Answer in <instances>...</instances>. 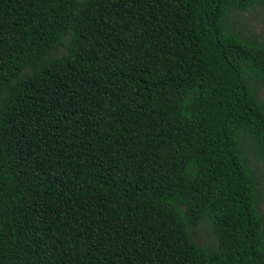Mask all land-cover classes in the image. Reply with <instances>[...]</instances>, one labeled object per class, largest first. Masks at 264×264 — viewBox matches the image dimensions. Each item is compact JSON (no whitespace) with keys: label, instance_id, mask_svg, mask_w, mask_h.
I'll use <instances>...</instances> for the list:
<instances>
[{"label":"trees","instance_id":"obj_1","mask_svg":"<svg viewBox=\"0 0 264 264\" xmlns=\"http://www.w3.org/2000/svg\"><path fill=\"white\" fill-rule=\"evenodd\" d=\"M254 6L0 0V264H264Z\"/></svg>","mask_w":264,"mask_h":264},{"label":"rangeland","instance_id":"obj_2","mask_svg":"<svg viewBox=\"0 0 264 264\" xmlns=\"http://www.w3.org/2000/svg\"><path fill=\"white\" fill-rule=\"evenodd\" d=\"M240 20L247 23L248 28L253 34L264 42V7L254 6L241 13ZM260 95L264 97V86L261 88ZM257 187L259 190V208L264 219V175L258 178ZM192 237L199 244H211L214 236L210 231L206 221H201L191 230Z\"/></svg>","mask_w":264,"mask_h":264}]
</instances>
